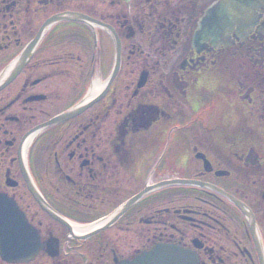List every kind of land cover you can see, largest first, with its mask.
<instances>
[{
	"label": "flooded vegetation",
	"instance_id": "1",
	"mask_svg": "<svg viewBox=\"0 0 264 264\" xmlns=\"http://www.w3.org/2000/svg\"><path fill=\"white\" fill-rule=\"evenodd\" d=\"M71 1L0 0V72L49 17L86 18L51 27L0 91V192L43 241L58 242L56 256L40 254L45 264H119L159 244L189 251L194 264H264V0H229L228 14L220 0ZM227 16L234 23L217 39L216 19ZM205 17L212 36L197 34ZM68 113L28 154L40 204L20 150ZM172 179L196 184L156 188L88 239V256L87 241L61 238L65 227L44 211L86 225Z\"/></svg>",
	"mask_w": 264,
	"mask_h": 264
},
{
	"label": "water",
	"instance_id": "2",
	"mask_svg": "<svg viewBox=\"0 0 264 264\" xmlns=\"http://www.w3.org/2000/svg\"><path fill=\"white\" fill-rule=\"evenodd\" d=\"M70 17H73L76 20H81L84 18L83 15H80L78 13L74 14L68 12L66 14H58L48 19L41 28L36 38L31 42L30 46L27 48L25 55H23L21 59L22 64L26 62L27 56L30 54V51L41 39L45 28H47L52 23ZM212 21L213 20L209 19L207 21L208 25L209 22ZM16 73L17 71H15L10 76V81L14 78ZM68 117H70V115L58 117L44 124L42 127L50 126L53 123L63 121ZM171 183L187 184L192 183V181L174 180L164 182L162 184L165 185ZM29 187L36 199L41 201L40 197L33 191L30 185ZM150 190V188H146L144 191L132 198L123 207L122 213L128 210L135 202H137L144 194H146ZM41 204H43L42 201ZM45 209L55 220L63 223L71 229L70 224L66 220H64L62 217H60L50 209ZM58 245V242L53 239H49L46 242H42L38 231L28 223L24 213L19 210L15 201L9 198L6 194L0 193V256L4 261L8 263L29 262L36 257L40 250L45 248L51 256H56L58 254ZM192 260L193 258L186 251H182L181 249H176L171 246L160 245L154 248L152 251L140 255L137 259L132 262L122 261L120 264H192Z\"/></svg>",
	"mask_w": 264,
	"mask_h": 264
},
{
	"label": "rangeland",
	"instance_id": "3",
	"mask_svg": "<svg viewBox=\"0 0 264 264\" xmlns=\"http://www.w3.org/2000/svg\"><path fill=\"white\" fill-rule=\"evenodd\" d=\"M78 3V0H72L71 1V6L73 7L74 5H76ZM16 83V82H15ZM14 83V84H15ZM13 84V85H14ZM12 85V86H13ZM37 141L35 140V143H36ZM44 143V145H45V141L44 140H39V142H38V145H37V147L35 148V151L37 152V153H39V154H42V150H41V148H42V144L41 143ZM34 143V144H35ZM31 151V150H30ZM44 151V150H43ZM36 153V154H37ZM44 153V152H43ZM46 165H45V162H43V161H41L40 163H39V167H38V170H44V168H47V166L45 167ZM157 194H159V193H154V194H152L151 196L153 197H155ZM29 196L28 195H25V199L24 200H27V202L29 203L30 201H29ZM116 232V231H115ZM59 234H60V236H61V238H63V239H66V236H67V234H68V230H66L65 228H59V232H58ZM121 234V236H126L127 235V233H120ZM69 242V244H74V242H71V241H68ZM68 242L67 243H62L63 244V247H64V245H66V244H68ZM89 242H90V240L88 241L87 240V242L86 243H84L83 245H81V248L79 249V251L83 254V255H86V256H88V252H89ZM121 246V245H120ZM121 251H123V249H121ZM87 259V258H86ZM37 262H38V264L39 263H41V264H45V261H48L47 259H46V257L45 256H43V255H38V257H37V260H36ZM85 258L84 257H82V258H79V262H80V264H85ZM0 264H8V263H5V262H3L1 259H0Z\"/></svg>",
	"mask_w": 264,
	"mask_h": 264
},
{
	"label": "bare ground",
	"instance_id": "4",
	"mask_svg": "<svg viewBox=\"0 0 264 264\" xmlns=\"http://www.w3.org/2000/svg\"><path fill=\"white\" fill-rule=\"evenodd\" d=\"M30 145V141H27L26 145H25V149H27ZM103 223V221L98 222L96 224L93 225H86V226H80L74 222H71V224L73 225L74 231L76 234H81L85 229H90L96 226H100Z\"/></svg>",
	"mask_w": 264,
	"mask_h": 264
}]
</instances>
